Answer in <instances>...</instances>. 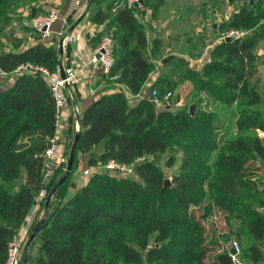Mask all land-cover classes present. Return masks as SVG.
<instances>
[{"label":"trees","instance_id":"trees-1","mask_svg":"<svg viewBox=\"0 0 264 264\" xmlns=\"http://www.w3.org/2000/svg\"><path fill=\"white\" fill-rule=\"evenodd\" d=\"M163 1L143 0L139 10L124 0H91L87 19L103 25L101 36L113 38L109 75L117 74L119 85L79 114L70 171L76 170L78 154L85 153L88 165L114 159L132 164L136 176L94 170L67 192L69 175L54 180L61 164L40 202L53 193L51 211L37 231H30L31 241L41 237L31 264H237L228 241L241 234L216 227L215 211L227 221L236 214L239 231L254 238L239 248L240 262L264 263V81L251 79L258 66L255 48L264 38V0H227L234 9L216 28L244 34L214 43L199 68L174 54L163 58L157 36L149 45L144 15L147 8L154 15ZM41 2L0 0V70L5 72L0 74V264H6L8 241L25 223L41 186L40 153L57 123L45 76L15 69L32 62L52 70L60 62L55 36L26 45L14 31L5 38L1 31L16 10ZM160 58L169 69L159 71L153 85L161 99L172 92L169 105H156L150 92L141 94ZM184 81L235 105L234 134L227 136L225 128L219 137L215 110L192 115L187 106L171 108L173 92ZM163 155L166 166L176 165L170 183L157 162ZM192 207L201 210L192 212Z\"/></svg>","mask_w":264,"mask_h":264},{"label":"crops","instance_id":"crops-1","mask_svg":"<svg viewBox=\"0 0 264 264\" xmlns=\"http://www.w3.org/2000/svg\"><path fill=\"white\" fill-rule=\"evenodd\" d=\"M41 1H43L44 3L43 6H46L45 11L51 5H56L58 7V16L54 19L50 26V34H48L47 36H43L40 33V36L38 38L33 37L30 41L27 42L25 39V44L27 45L36 42L39 38L48 39L55 36L57 40L56 45L59 48L60 52V63L64 65H72L76 68L78 79L73 89V97L71 98V100H69L67 106L63 109V116H61L59 118V121L56 123V129H60L62 133L61 138L67 146L73 143L74 136L80 128L78 121L79 114L90 103L95 101L101 93L109 92L114 89V86H118L119 84L115 82L114 79H110L103 72L100 64L93 60V57L96 56V48L99 44L98 37L101 36L99 31L103 28V25L90 23L87 19L88 8L91 0ZM225 4L226 3H224V0H222L221 2H213L212 0H209V3H207V6L213 8L211 13L217 15V18L215 19L217 21L214 20L212 26L213 29L218 33V35L216 36L215 32L213 39L208 41L207 44L209 45H213L220 40L219 36L220 32L222 31L220 29H217L216 27L219 22L227 19L231 11L234 9V4H229L227 2V7L233 8L229 11L230 13H225ZM192 5L193 3L188 2L187 0H183L181 3L179 2L177 4L174 3V0H164L163 2L159 3V7L157 11L154 12V15L152 14V10L147 8V13L144 15V22L146 23L147 27L146 32L149 40V45H151L152 38L154 36H157L162 40L160 50H169L168 54L178 55L181 56L182 59H186L184 56L187 54V44L188 41L191 40V35L189 33V30H187L188 28H186L185 26L186 24H188V21L190 19L189 16L193 8ZM207 6L205 8V18H207V14H209L210 12ZM201 11L203 18L204 10ZM178 17L183 18L180 23L176 22V19ZM195 26L196 31H198L196 37L199 38L201 36V38L204 39L206 30V28L204 27L205 24L201 22L200 26H202V29H200L198 25ZM76 27H78V32L75 34L73 32V29ZM242 31L244 34V30ZM68 35L71 36L70 39L67 37ZM169 40L172 41V43H170ZM207 46L208 45H206L205 47V51L207 49ZM176 48L178 50H181V54L176 53ZM255 51L258 54V66L256 74L252 76L251 79L254 80L255 76H258L261 81H264V72L262 73V70H264L262 68V66L264 67V38L260 40L257 47L255 48ZM157 74H155L154 71L151 72L149 79L143 85L141 94L150 92L152 86H154L153 80L157 76ZM5 85H7V83ZM100 166L102 165H88L86 162V154H78L76 167L77 172L83 171L85 168H94V170H99ZM87 178L88 177L83 180L80 179L82 181L81 184L79 183L80 180L74 178L75 182L71 181L69 187L72 188L71 185H73V183L75 187H79L86 182ZM53 201L54 194L50 193L44 204L35 206L33 203L27 216L30 218L28 222L29 234L33 228H36L37 231L38 226L43 222L47 214L51 211ZM248 235L254 240V238L250 234ZM39 239V236L34 238L32 241L27 239L22 244V246L20 247L22 264L32 263V258L35 255L37 246L39 244V242L37 244V240ZM249 244H242V246H247Z\"/></svg>","mask_w":264,"mask_h":264},{"label":"rangeland","instance_id":"rangeland-1","mask_svg":"<svg viewBox=\"0 0 264 264\" xmlns=\"http://www.w3.org/2000/svg\"><path fill=\"white\" fill-rule=\"evenodd\" d=\"M183 0H174V3H181ZM188 2L193 3L192 5V11L191 14L189 16V21L188 24H186V28H188L187 30H189L190 38L191 40L188 41L187 44V50H186V55L184 56L187 59V63L190 66H194V67H200L201 64L205 61V59L208 57V53H209V49L211 48L212 45L207 44L208 41H210L211 39H213V36L216 32V36L218 35L217 31L213 29V27L211 26V24L213 23V21L217 18V15L214 13H211L213 8L207 6V3H209V0H187ZM213 2L216 1H222V0H212ZM225 4V13H230L229 11L232 10L233 7H227V1L224 0ZM44 3H36L35 5H27V6H23L20 10H16L13 14V18L11 20V22L6 25L3 30L1 31V37L5 38L6 36H8L12 31H14L17 35L22 36L23 38L26 39L27 41H30L33 37L37 36V29H35L29 22L30 17L34 14L37 13H42V11L38 10L40 8H45L46 6L44 5ZM211 4V3H210ZM29 6L31 8H29ZM207 8L210 10L209 14H207V18H205V8ZM34 7V8H33ZM203 12V18H202V11ZM44 12V11H43ZM177 13V12H176ZM227 13V14H228ZM176 18V17H175ZM183 18H177L176 22L180 23V21ZM217 21V20H215ZM201 22H203L205 24V34H204V39H201V36L199 38H197L196 34L198 31H196V26L198 25L200 29H202V26H200ZM233 27H229L226 29H222L221 31L225 32L229 29H232ZM214 30V32H213ZM73 32L76 34L78 32V27L73 29ZM208 32V33H207ZM180 33V32H179ZM207 33V34H206ZM22 34V35H21ZM221 34V32H220ZM39 35V33H38ZM170 41V40H169ZM6 44V48H12L10 45H8L7 41H4ZM170 43H172V41H170ZM178 44V43H176ZM207 46V49L205 51V47ZM176 46V45H175ZM177 54H181V50H178L177 48L175 49ZM174 50V51H175ZM162 53V57H167V54L169 53V50L167 51L166 49H162L161 50ZM185 53V52H184ZM178 56V55H176ZM262 63V62H260ZM259 63V64H260ZM166 68L169 69V67H165L164 63L162 61V59H158L157 60V68L154 70V73L157 74L159 71L164 70ZM175 69V67H173ZM262 68L264 69V67L262 66ZM183 67L182 68H178L176 70H178L179 72L183 71ZM264 72V70H262V73ZM261 73V74H262ZM0 74H2L0 72ZM175 75V78H177L178 72L175 71V73H173ZM178 94V95H177ZM176 96H178V102H174V99L176 98ZM199 99V100H198ZM172 106L171 108L175 109V108H179V107H184L187 106V108L189 107V105L193 102H196V110H215L217 115L219 116V122L221 124V127L219 128V137H223L225 135L224 130L225 128H229L228 132L226 133L227 136L234 134L233 130H234V120H235V115H234V106H229V105H225L223 103H220L219 101H216L211 95H209L208 93H206L205 91H196L193 88V85L190 81H184L183 83H181L180 85L177 86L176 90L173 92L172 98L170 99ZM63 116V114L61 115ZM56 135L59 138L60 141V147L59 150L60 151H64L69 155L70 152V145L65 144V142L63 141L62 137V133L60 131V129H56ZM157 162L160 164V166H162L164 168V181L165 178H168L169 181L171 180V175L172 172L174 171L175 168V164L172 166H166L164 163V155L161 156ZM66 163H62V167L58 170V172L56 173L54 180L55 182H59L61 176L63 174H65V170H66ZM94 170L91 169L90 172H92ZM88 174L90 173H82V171H70L67 175H69V177L71 178L70 181L75 182L74 178L77 180H83L86 177H88ZM121 174L124 175H128V176H136L135 174V170L133 165L131 164V170L129 171H124L121 172ZM76 180V181H77ZM80 180V184L81 181ZM71 183V182H70ZM72 188L69 187V185H66V191L67 192H71V190H75L77 188H79L78 186L75 187L74 183L73 185H71ZM64 200V199H63ZM192 212H196L198 213L201 208L200 207H192L191 208ZM215 215H216V227L220 228L221 231L224 230H228V231H232V232H238L240 235V237L234 238L231 237V239L228 241V244H233L235 241L238 242L239 247L241 248L242 244H249L250 242L253 241V239L246 233H242L239 231V227L241 225V220L239 217H237L236 214H231L229 215V219L228 221L225 219L224 214L219 213L218 211H215ZM241 228V227H240ZM29 237V236H28ZM40 237V235H39ZM28 239V238H27ZM41 237L39 240H37V244L38 242H40ZM26 241V240H25ZM24 241V242H25ZM23 242V243H24ZM22 243V244H23ZM262 246L264 247V241L261 242ZM22 246V245H21ZM260 264H264L263 262H260Z\"/></svg>","mask_w":264,"mask_h":264},{"label":"built area","instance_id":"built-area-1","mask_svg":"<svg viewBox=\"0 0 264 264\" xmlns=\"http://www.w3.org/2000/svg\"><path fill=\"white\" fill-rule=\"evenodd\" d=\"M127 7H135L136 9L143 10L144 4L143 0H124ZM58 16V7L56 5H51L46 12L37 13L30 17V24L37 29L43 36L50 34V26L54 19ZM60 33V31H59ZM243 34L241 29L232 28L227 31L221 32L219 38L224 39L231 36H237ZM69 39L70 35L67 36ZM113 48V38L110 34L105 33L101 36L99 44L96 48V52L102 49L98 57H93V60L100 64L103 72L110 78L116 79L117 74L109 75V71L114 63V57L112 54ZM29 71L42 73L49 85L50 91L54 98L56 106V122L62 115L63 109L67 106L69 100L73 97V89L77 82V71L72 65H64L59 62L54 69L50 70L47 66L35 64L32 62H24L19 64L15 71ZM1 73H5L0 70ZM172 92L168 90L163 99L158 96V90L155 86H152L150 90L151 100L156 105H169V98ZM60 141L56 134L49 137L47 146L40 153L41 162V186L39 187L37 193L34 196V205L38 206L40 202L46 197L48 189L47 183L51 176L55 173L57 168L62 164L66 163L68 159V154L64 151L59 150ZM99 169L115 170L118 172H124L131 170V164H124L117 162L114 159H109L104 165L100 166ZM91 169L85 168L82 173H91ZM29 217H27L25 223L18 229L14 236L8 241L7 252H6V264H20V247L22 243L27 240L29 236ZM232 247L235 248L236 252H231V257L234 262L240 264V259L238 257L239 244L234 242Z\"/></svg>","mask_w":264,"mask_h":264},{"label":"water","instance_id":"water-1","mask_svg":"<svg viewBox=\"0 0 264 264\" xmlns=\"http://www.w3.org/2000/svg\"><path fill=\"white\" fill-rule=\"evenodd\" d=\"M227 38H229V37H227ZM101 51H102V49H100L99 51L96 52V57H98L100 55ZM196 106H197L196 102H193L189 105L188 111L190 114H192V115L195 114ZM77 138H78V133L75 134L72 147L70 148V152H69L68 159H67L65 174H63L61 176L59 182L62 181L71 170V166H72V162H73V158H74V145H75ZM165 182L170 183L168 178H165ZM32 237H33V234H30L28 240H30ZM230 251L233 253L236 252L235 248H233L232 246L230 247Z\"/></svg>","mask_w":264,"mask_h":264}]
</instances>
